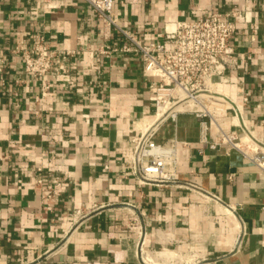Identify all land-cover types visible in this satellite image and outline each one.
<instances>
[{
  "label": "crops",
  "instance_id": "obj_1",
  "mask_svg": "<svg viewBox=\"0 0 264 264\" xmlns=\"http://www.w3.org/2000/svg\"><path fill=\"white\" fill-rule=\"evenodd\" d=\"M116 3L122 25L147 41L202 9L250 6L251 22L232 38L236 67L217 90L264 142V0ZM37 34L76 51L43 103L35 101L38 81L12 52ZM117 39L116 29L103 38L83 0L49 10L41 0H0V264H264V171L236 149L201 142L192 112L161 122L155 135L180 141L175 180L140 183L131 172L129 138L153 117V78L135 53L95 52ZM212 106L219 127L244 141L235 108ZM55 175L66 189L46 211L32 181Z\"/></svg>",
  "mask_w": 264,
  "mask_h": 264
},
{
  "label": "built area",
  "instance_id": "obj_2",
  "mask_svg": "<svg viewBox=\"0 0 264 264\" xmlns=\"http://www.w3.org/2000/svg\"><path fill=\"white\" fill-rule=\"evenodd\" d=\"M73 1L41 0V5L49 10ZM83 1L100 20L103 38L109 37L112 29H116L119 36L115 42L101 43L95 52L105 57L117 52L135 53L140 59L143 74L153 78L151 100L154 118L150 122L142 118L137 128L139 132L129 138L128 164L140 183L158 184L177 178L180 141L171 136L159 142L155 135L161 122H175L180 112H192L197 117L199 139L208 143L209 148L236 149L264 171V142L255 137L244 123L238 106L217 90L221 77L236 67L232 38L239 24L251 22L250 6L227 11L202 9L191 18L169 21L161 38L147 41L119 21L117 0ZM118 1L132 5L139 0ZM12 52L20 55L23 70L38 81L39 93L35 95V101L39 103H43L60 77L67 76L68 58L76 53L75 50L50 47L41 34L36 35L30 46L21 42L12 48ZM2 69L0 66V72ZM216 101L229 103L235 108V117L245 135L244 141H239L236 133L225 132L219 127L212 106ZM84 117L87 120V115ZM212 126L218 129V135L209 140L207 133ZM32 186L38 190L41 207L46 211L53 210V205L66 189L58 175L52 176L47 183L38 177L32 181ZM213 198L222 202L218 196ZM262 208L264 223V206Z\"/></svg>",
  "mask_w": 264,
  "mask_h": 264
},
{
  "label": "bare ground",
  "instance_id": "obj_3",
  "mask_svg": "<svg viewBox=\"0 0 264 264\" xmlns=\"http://www.w3.org/2000/svg\"><path fill=\"white\" fill-rule=\"evenodd\" d=\"M153 118H154V116L152 118H144V119L148 120V122H150Z\"/></svg>",
  "mask_w": 264,
  "mask_h": 264
}]
</instances>
